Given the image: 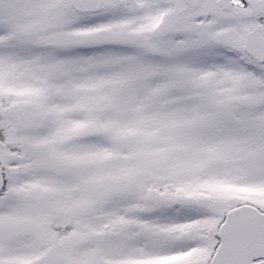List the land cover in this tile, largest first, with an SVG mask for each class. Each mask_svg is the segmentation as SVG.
Wrapping results in <instances>:
<instances>
[{
  "label": "snow or ice",
  "instance_id": "snow-or-ice-1",
  "mask_svg": "<svg viewBox=\"0 0 264 264\" xmlns=\"http://www.w3.org/2000/svg\"><path fill=\"white\" fill-rule=\"evenodd\" d=\"M0 264H264V0H0Z\"/></svg>",
  "mask_w": 264,
  "mask_h": 264
}]
</instances>
